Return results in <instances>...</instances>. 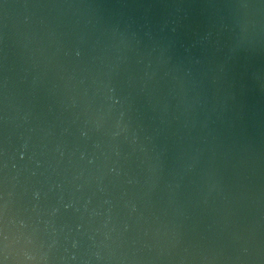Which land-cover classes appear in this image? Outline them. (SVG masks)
Returning a JSON list of instances; mask_svg holds the SVG:
<instances>
[{
	"label": "water",
	"instance_id": "obj_1",
	"mask_svg": "<svg viewBox=\"0 0 264 264\" xmlns=\"http://www.w3.org/2000/svg\"><path fill=\"white\" fill-rule=\"evenodd\" d=\"M0 264H264V0H0Z\"/></svg>",
	"mask_w": 264,
	"mask_h": 264
}]
</instances>
